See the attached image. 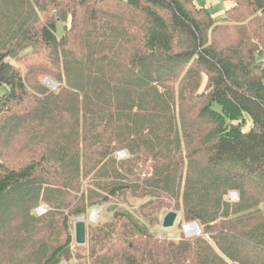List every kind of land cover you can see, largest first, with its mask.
I'll list each match as a JSON object with an SVG mask.
<instances>
[{
	"label": "trees",
	"instance_id": "16d2710c",
	"mask_svg": "<svg viewBox=\"0 0 264 264\" xmlns=\"http://www.w3.org/2000/svg\"><path fill=\"white\" fill-rule=\"evenodd\" d=\"M223 1L0 0V264L68 260L124 192L201 234L117 210L90 264H264V0Z\"/></svg>",
	"mask_w": 264,
	"mask_h": 264
},
{
	"label": "rangeland",
	"instance_id": "374dc122",
	"mask_svg": "<svg viewBox=\"0 0 264 264\" xmlns=\"http://www.w3.org/2000/svg\"><path fill=\"white\" fill-rule=\"evenodd\" d=\"M199 6H202V0H197ZM228 7L231 6L230 2H227ZM219 5V6H218ZM204 6V5H203ZM225 7V3L222 0H219V4L212 9V15L218 16ZM222 8V9H221ZM221 10V11H220ZM220 11V13H219ZM223 14V13H222ZM66 23L58 22L57 24V34L61 35L63 33V25L69 26L70 17L65 21ZM21 68H24V64L18 61H13ZM42 83L49 88L50 90L57 91L59 89L58 84L48 77L42 79ZM200 89H206V78L203 77L200 83ZM5 91V88L0 89V95ZM248 122L243 126V130H247ZM126 156L124 151L116 152V157L121 158ZM226 199L236 200L237 193L230 192ZM150 201H156L154 198L146 197L143 199L132 197L129 193L117 194L109 201L90 208L86 214L82 215L85 222V242L83 244H76L74 241V223L77 220V216H71L69 218V225L72 235L71 242V256L68 260H62L60 264H90L89 258L93 250L96 248L99 240L101 239L102 232L106 229V225L114 222L113 214L117 210H125L133 215L140 223L147 227L149 232L158 237H165L170 239H177L181 234V225L185 221H181V213L177 212V217L174 221V224L171 227L163 228L162 219L167 213V209L162 207L160 211H155L152 209ZM96 212L97 216L91 218L92 212ZM35 214L37 213V208L34 210ZM44 213V212H43ZM42 213V214H43ZM95 213V215H96Z\"/></svg>",
	"mask_w": 264,
	"mask_h": 264
},
{
	"label": "water",
	"instance_id": "95a60500",
	"mask_svg": "<svg viewBox=\"0 0 264 264\" xmlns=\"http://www.w3.org/2000/svg\"><path fill=\"white\" fill-rule=\"evenodd\" d=\"M177 217V212L168 211L162 219V227H171ZM74 241L76 244H83L85 242V222L82 216L77 217L74 223Z\"/></svg>",
	"mask_w": 264,
	"mask_h": 264
},
{
	"label": "built area",
	"instance_id": "2783aa9c",
	"mask_svg": "<svg viewBox=\"0 0 264 264\" xmlns=\"http://www.w3.org/2000/svg\"><path fill=\"white\" fill-rule=\"evenodd\" d=\"M43 212H45V208L43 206L37 207V213L42 214ZM181 233L184 236L189 237L201 234V229L196 221H188L181 225Z\"/></svg>",
	"mask_w": 264,
	"mask_h": 264
},
{
	"label": "crops",
	"instance_id": "0c3cea01",
	"mask_svg": "<svg viewBox=\"0 0 264 264\" xmlns=\"http://www.w3.org/2000/svg\"><path fill=\"white\" fill-rule=\"evenodd\" d=\"M223 1V0H222ZM195 2H196V4L198 5V3H197V0H195ZM224 3H225V7H224V9H226L227 7H228V5H227V3H226V1H224ZM217 4H219V0H202V6L204 5L205 7H207L208 9H209V11H210V13L212 14V9L214 8V7H216L217 6ZM219 6V5H218ZM222 9V8H221ZM221 11V10H220ZM220 11H219V13H220ZM224 11L225 10H223V12H221L220 14H218V16H214V15H212V16H214V17H221L223 14L222 13H224Z\"/></svg>",
	"mask_w": 264,
	"mask_h": 264
},
{
	"label": "bare ground",
	"instance_id": "6f19581e",
	"mask_svg": "<svg viewBox=\"0 0 264 264\" xmlns=\"http://www.w3.org/2000/svg\"><path fill=\"white\" fill-rule=\"evenodd\" d=\"M95 211L94 212H92V214L90 215L91 216V218H94V217H96L97 216V213H96V215H95Z\"/></svg>",
	"mask_w": 264,
	"mask_h": 264
}]
</instances>
